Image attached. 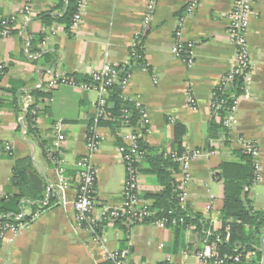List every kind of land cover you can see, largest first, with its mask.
Listing matches in <instances>:
<instances>
[{"label":"crops","instance_id":"1","mask_svg":"<svg viewBox=\"0 0 264 264\" xmlns=\"http://www.w3.org/2000/svg\"><path fill=\"white\" fill-rule=\"evenodd\" d=\"M62 1L67 4V0ZM192 1L155 0L152 6L151 0H86L79 29L69 31L64 23L46 26L40 18L42 14L63 17L67 5L59 7L61 0H34L30 17L23 10L26 0H0V24L14 20L11 35L0 38V194H19L12 177L15 163L23 159L32 160L29 174L43 180L44 192L37 191L46 198L57 193L52 207L40 219L22 229L13 242H0V264H105L106 254L119 250L128 251L134 264H202L192 253L206 246L191 230H186L176 244L173 228L105 223L102 233L107 242L102 245L78 228L75 167L86 153L88 129L97 118L96 93L68 86L50 92L36 109V133L28 131V110L34 103L31 92L38 85H47L56 76L76 75L82 80L107 63L130 70L124 97L144 107L150 123V147L160 154L173 152L171 145L178 134L177 125H181L186 130L182 137L185 152L210 154L191 167L186 205L192 212L209 220L215 231L222 228L224 185L220 166L239 162L244 143H254L258 148L259 168L250 199L255 210L264 211V0H254L247 34L254 69L252 98L240 101L235 129L229 135L222 132L216 139H208L212 93L235 64L236 48L229 36V15L235 0H200L189 15L186 8ZM148 14L150 29L143 36L148 68L144 69L131 58V48L136 36L144 32ZM181 19L183 40L196 44L192 67L173 54ZM59 122L66 139L60 157L70 179V187L65 190L60 188L59 175L44 154V147L53 148L58 139L55 126ZM98 133L102 141L94 157L95 216L123 202L126 169L119 146L131 129L122 126L114 132L101 126ZM148 171L149 164L144 162L139 196L143 204L152 205L150 195L160 187L157 177ZM172 176L179 182L180 165ZM38 205L35 211L42 209V204ZM21 206L34 211L27 200H22ZM186 251L190 252L188 257L184 256ZM249 256L245 264H254L256 255Z\"/></svg>","mask_w":264,"mask_h":264},{"label":"built area","instance_id":"2","mask_svg":"<svg viewBox=\"0 0 264 264\" xmlns=\"http://www.w3.org/2000/svg\"><path fill=\"white\" fill-rule=\"evenodd\" d=\"M34 0H26L24 6V13L27 17L32 15V4ZM254 0H235L233 10L229 15V36L236 48V59L234 66L221 78L218 86L212 93L211 110L214 118L219 119V111L222 107L223 101L220 98L221 93L229 87V85L238 77H242L244 81L243 92L240 96L233 97V105L230 110V116L224 121L226 128L231 131L236 127V111L240 101L250 100L252 95L250 87L252 84L253 65L250 60L248 50V28L250 17L252 15ZM86 0H78V11L75 14L71 29L77 31L80 27L83 11L85 8ZM155 0H151L153 6ZM200 0H193L186 8V13L191 15L199 6ZM151 6V7H152ZM151 14H148L144 22V32L137 35L131 48V58L141 59L137 51L139 47V39L145 35L150 29ZM183 27L184 19H181L180 26L175 32V45L173 47V54L184 62L188 67L195 64V47L193 42H185L183 40ZM14 29V20H4L0 24V38H7L11 35ZM148 66L145 65L144 69ZM122 70L118 66L107 63L104 67L90 75V83H79L69 76H56L52 78L47 85L40 84L38 89L52 92L62 86L79 88L87 92H94L98 95L97 101V118L94 121L95 125L88 131L86 142V153L76 163V181L79 184L77 197L74 203L75 222L79 229L90 234L92 238L102 245H105L107 239L102 233V223L105 221L126 220L132 222L143 221L149 217L151 213L147 210L146 206H142L138 198L141 170L138 164L142 162L143 152L139 150L137 144V137L132 132L125 136L124 145L119 147L121 161L126 169V181L123 192V202L120 206L105 209L100 216H95L96 204V183H97V170L94 165V157L96 156L102 141V137L98 133L97 123L106 113L107 98L109 97V88L116 83H120L123 90L128 85L130 74L121 80ZM34 116H38L39 112L35 109L32 111ZM145 116L148 118L147 114ZM149 121V119H148ZM63 124L57 123L55 129L58 133V139L53 148L48 150V156L52 165L55 167L58 175L60 188L62 190L70 187V179L67 177V167L65 161L60 157L61 146L65 142V136L62 134ZM244 150L253 155L257 160L258 148L254 143H244ZM7 151L11 152L10 145L6 146ZM57 153L58 156L54 154ZM210 155L201 150L184 152L179 155L178 153L172 154L174 162L180 165V179L179 189L181 190V203L186 205L187 189L192 183L191 167L197 159ZM258 174V163H257ZM4 195L0 194V198ZM47 200L42 202V209L37 211L21 210V213L15 215L11 220L6 222L0 221V242H4L9 238L13 242L18 236L20 231L32 223L36 222L43 213L51 208ZM175 223V221H173ZM167 221H158L155 223L158 227H166ZM190 252H184V256L188 257ZM192 255L202 264H226L233 261L236 264L241 262L240 257L224 256L221 257L217 251L216 245H207L204 250L194 252ZM254 255V254H252ZM106 260L111 264H134L130 258L128 251H109L106 254Z\"/></svg>","mask_w":264,"mask_h":264},{"label":"trees","instance_id":"3","mask_svg":"<svg viewBox=\"0 0 264 264\" xmlns=\"http://www.w3.org/2000/svg\"><path fill=\"white\" fill-rule=\"evenodd\" d=\"M67 5V9L63 17L53 18L48 14L40 15L44 25L50 26L55 22L64 23L66 29L71 31L72 21L78 11V0H61L59 7ZM138 53L142 55L141 59H133L142 66L147 65L145 61V54L143 48V37L139 39ZM122 70L121 80L130 74L128 67L118 66ZM79 83H90L91 78L85 77L79 79L76 75H69ZM244 81L242 77L236 78L230 85L221 93L220 98L223 101L222 107L219 111V119L213 117L208 130V139H216L222 132L226 135L231 132L226 128L224 121L230 116V110L233 105L232 96H240L242 94ZM34 103L29 107L28 131L30 134L36 133V122L39 117L34 116L32 111L37 109L41 102L50 97V92H44L41 89H36L31 92ZM145 109L133 99L124 97V90L120 83L114 84L109 88V97L107 98V106L105 115L97 123L98 128L101 126H108L114 132L119 130L122 126L131 129V132L137 137V144L139 150L143 152L142 162L138 164L141 166L144 162L149 164V173L157 177L160 191L156 194H151L150 198L153 200L152 205L143 204L140 200L139 192L138 198L142 206H146L151 213L149 217L140 222H132L129 219L105 221V223H126V224H151L155 225L158 221H167L166 228L175 229L176 240H179L184 235L186 230H191L198 233L202 239L204 247L207 245H216L217 251L221 257L232 256L240 257L239 264H245L248 257L256 255L254 264H261V235L264 228V211H257L254 208L253 201L250 199V191L257 180V160L253 155L248 154L245 150L241 151V160L239 162H224L220 166L223 185V208L221 210L222 228L215 231L209 220H206L201 214L192 212L187 205L181 203V190L179 189V182L176 181L172 172H177L179 163L172 159L173 153L183 154L185 150L182 148V137L185 134V128L177 125L178 134L173 143V152L154 149L147 143L148 133L150 131V123L145 116ZM95 123H91L88 131L94 127ZM180 131V134H179ZM124 142L120 144L123 146ZM119 146V147H120ZM51 148L44 147V154L48 161L51 160L48 156V150ZM58 156L57 153L54 154ZM52 164V163H51ZM33 167L31 159L19 160L15 163L13 169L12 181L19 188V194H6L0 198V221L6 222L11 220L15 215L21 213L22 200H27L32 203L31 208L35 211L38 204H42L47 200L49 205H53V193L46 198L43 193H39L34 187L29 171ZM175 221V223H173ZM204 248L195 250V252L202 251ZM120 251V250H119ZM254 254V255H252ZM105 264H111L106 260ZM226 264H236L229 261Z\"/></svg>","mask_w":264,"mask_h":264},{"label":"water","instance_id":"4","mask_svg":"<svg viewBox=\"0 0 264 264\" xmlns=\"http://www.w3.org/2000/svg\"><path fill=\"white\" fill-rule=\"evenodd\" d=\"M31 177V181L34 185V187L39 191V192H44V188H43V180L38 177L35 174H30ZM262 244H261V252H262V261L261 264H264V235L262 236Z\"/></svg>","mask_w":264,"mask_h":264},{"label":"rangeland","instance_id":"5","mask_svg":"<svg viewBox=\"0 0 264 264\" xmlns=\"http://www.w3.org/2000/svg\"><path fill=\"white\" fill-rule=\"evenodd\" d=\"M9 240V238L6 240V241H8ZM10 242V241H9Z\"/></svg>","mask_w":264,"mask_h":264}]
</instances>
